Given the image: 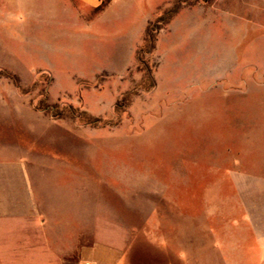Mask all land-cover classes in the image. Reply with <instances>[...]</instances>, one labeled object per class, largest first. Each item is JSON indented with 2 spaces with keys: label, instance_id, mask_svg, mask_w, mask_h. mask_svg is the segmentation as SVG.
Returning <instances> with one entry per match:
<instances>
[{
  "label": "rangeland",
  "instance_id": "rangeland-1",
  "mask_svg": "<svg viewBox=\"0 0 264 264\" xmlns=\"http://www.w3.org/2000/svg\"><path fill=\"white\" fill-rule=\"evenodd\" d=\"M178 1L101 0L87 25L0 8V189L53 205L79 259L206 264L236 193L264 192V0H188L139 54Z\"/></svg>",
  "mask_w": 264,
  "mask_h": 264
},
{
  "label": "crops",
  "instance_id": "crops-1",
  "mask_svg": "<svg viewBox=\"0 0 264 264\" xmlns=\"http://www.w3.org/2000/svg\"><path fill=\"white\" fill-rule=\"evenodd\" d=\"M112 4L119 1L111 0ZM101 0H0V8L8 16L22 14L32 20L57 22L63 20L87 25ZM80 8V9H79ZM109 11H104L106 14ZM2 13V12H0ZM101 15V14H100ZM1 17V14H0ZM9 189V191H8ZM16 194L9 186L0 189V264H85L90 260L79 259L71 247L79 243V234L68 233L69 246L58 245L61 227L55 219L53 205L47 206L27 190ZM238 205L226 216L228 229L238 238L230 245L214 236L213 241L200 248L211 250L204 255L206 264H264V192L240 191L236 193ZM51 207V208H50ZM214 233L213 228H200ZM78 234V235H77ZM192 238L186 235V241ZM190 247V246H189ZM189 247L186 264L191 263ZM201 264V261H199ZM95 264V263H94Z\"/></svg>",
  "mask_w": 264,
  "mask_h": 264
},
{
  "label": "trees",
  "instance_id": "trees-1",
  "mask_svg": "<svg viewBox=\"0 0 264 264\" xmlns=\"http://www.w3.org/2000/svg\"><path fill=\"white\" fill-rule=\"evenodd\" d=\"M188 0L178 1L170 10L159 16L156 21L149 25L146 31V37L143 47L139 50V54H150L155 48L156 33L160 30V26L168 24L172 18L179 12L183 3ZM205 3L210 0H201ZM98 9H101L99 7Z\"/></svg>",
  "mask_w": 264,
  "mask_h": 264
},
{
  "label": "built area",
  "instance_id": "built-area-1",
  "mask_svg": "<svg viewBox=\"0 0 264 264\" xmlns=\"http://www.w3.org/2000/svg\"><path fill=\"white\" fill-rule=\"evenodd\" d=\"M85 264H94V263H92V262H87V263H85Z\"/></svg>",
  "mask_w": 264,
  "mask_h": 264
}]
</instances>
